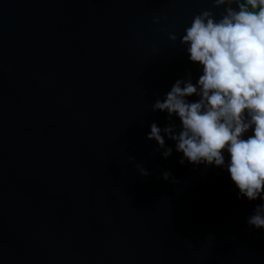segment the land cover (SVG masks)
Segmentation results:
<instances>
[{"label":"water","instance_id":"water-1","mask_svg":"<svg viewBox=\"0 0 264 264\" xmlns=\"http://www.w3.org/2000/svg\"><path fill=\"white\" fill-rule=\"evenodd\" d=\"M204 10L224 7L0 0V264H264V229L247 224L264 199L147 139L181 124L152 105L202 74L180 37Z\"/></svg>","mask_w":264,"mask_h":264},{"label":"clouds","instance_id":"clouds-1","mask_svg":"<svg viewBox=\"0 0 264 264\" xmlns=\"http://www.w3.org/2000/svg\"><path fill=\"white\" fill-rule=\"evenodd\" d=\"M224 7L219 19L211 10L196 14L180 37L189 59L202 67L193 83L178 79L163 100L157 99L153 111L167 112L174 123L161 129L154 122L148 140L158 143L157 151L167 159L173 153L164 135L175 142L183 154L180 163L224 167L239 190V197L250 202L264 199V0H212ZM167 16L154 18L155 24ZM176 42V34L169 32ZM199 97L190 102L187 97ZM251 130L252 134L247 135ZM227 152L230 159L225 160ZM130 160H135L130 156ZM141 175L150 173L137 165ZM165 181L170 172H163ZM249 227L264 229V204L256 205L247 218Z\"/></svg>","mask_w":264,"mask_h":264}]
</instances>
